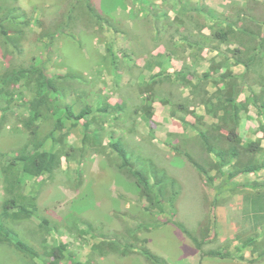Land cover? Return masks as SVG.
<instances>
[{
  "label": "rangeland",
  "instance_id": "1",
  "mask_svg": "<svg viewBox=\"0 0 264 264\" xmlns=\"http://www.w3.org/2000/svg\"><path fill=\"white\" fill-rule=\"evenodd\" d=\"M70 1L80 2L78 12H74L80 17L75 16L64 28ZM91 1L111 27L101 28L96 23L86 10L87 0H18L32 19L31 30L25 29L20 52L5 49L0 41V75L36 59L44 63L50 77L70 78L60 99L63 107L70 106L76 115L84 109L91 112L76 124L65 121L62 133H69L67 145L83 148V152L62 157L53 174L26 179L24 192L36 198L38 210L31 220L13 228L39 248L42 242L65 244L82 263L150 264L140 253L146 246L166 264H264V258L253 262L259 252L264 254V225L255 231L257 222L247 215L252 209L243 201L246 193L260 189L256 184L264 186V173L230 179L231 168L219 171L215 167L216 158L207 154L198 136L203 125L214 120L205 113L203 96L193 99L190 90L174 76L176 71L186 72L193 83L202 80L212 93L213 79L218 77L210 72L212 66L222 73L227 68L240 75L243 66L225 60L226 56L233 58L231 51L238 44L233 39L220 44L211 35L244 16L264 20V0ZM139 41L146 44L141 48L132 45ZM171 56L176 57L175 62ZM157 57L161 67H171L173 72L154 76L150 68ZM257 70L264 77V70ZM206 73H211L212 79H204ZM249 80H258L256 74ZM13 92L11 103L0 100V209L5 198L1 167L29 138L23 123L33 95L22 84ZM248 96L247 89L242 98ZM179 105L190 112L179 113ZM104 108L106 111H101ZM251 112L257 116L260 130L264 112L254 106ZM51 128L45 127L46 131ZM62 133L57 132L56 137ZM86 133L89 136L84 144ZM96 134L99 140L94 139ZM120 139L133 154V161L140 158L146 170L165 177L162 213L149 210V202L134 180L117 169L120 161L109 143ZM44 149L63 154L58 141H48ZM187 155L207 174L198 171ZM260 157L264 161V153ZM44 220L49 230L41 227ZM175 222L199 239L208 234L211 239L205 244L206 251H230L232 258L206 257L201 261L193 240ZM254 237L260 240L256 254L242 247V241ZM112 238L133 243L135 252L122 257L107 249L92 250ZM44 259H26L0 244V264H41ZM63 264L72 263L66 259Z\"/></svg>",
  "mask_w": 264,
  "mask_h": 264
},
{
  "label": "trees",
  "instance_id": "2",
  "mask_svg": "<svg viewBox=\"0 0 264 264\" xmlns=\"http://www.w3.org/2000/svg\"><path fill=\"white\" fill-rule=\"evenodd\" d=\"M86 10L96 19V23L102 26H112V23L93 7L92 1L87 0ZM69 15L64 28L69 26L70 22L78 16L80 8L79 1H70L67 5ZM74 15V12L76 11ZM18 5V0H0V41L3 47L13 48L20 52V44L25 40V29L31 30L32 19ZM212 39L220 44L231 42L238 44V48L231 51V57H225L226 61L234 60L237 65L243 66V72L238 75L231 69H220L212 66L210 72L218 74L213 79L215 91L210 93L206 85L201 80L193 83L188 73L180 71L175 72L174 76L182 81L183 87L190 90L193 99L203 96L201 104L205 108L206 115H209L214 123L211 125L204 124V131L198 133L203 147L207 154L216 158V166L219 171L225 167L231 168L229 178L234 179L239 175H251L264 169V161L261 160L262 152L261 141H244L239 136L238 128L243 116L248 115L249 107H259L264 112V77L257 69L264 70V20L252 16H244L231 22L226 28L217 29L212 33ZM24 39V40H23ZM6 53H8L6 51ZM220 68V67H219ZM152 69V67L150 68ZM167 72L161 70L154 76ZM211 73H206L204 79H212ZM255 73L258 80L250 82V75ZM170 77V75L166 74ZM69 77H50L46 71L44 63L32 59L28 66H20L6 70L0 75V100H6L11 103V98L15 95L13 89L16 86L27 87L33 97L28 102V117L23 125L28 130L29 138L27 143L8 159L6 164L1 167L3 177V187L5 198L2 201L0 209V244L11 247L17 254L26 259L36 261L45 257L41 264H63L64 260H69L72 264H93L90 260L86 263L79 262L78 259L68 252L65 244L56 246L47 245L42 242L39 245L25 240L18 231L13 228L16 223L31 220L35 217L38 210V204L34 196L24 192L26 179L39 178L45 174H53L61 166L62 157H72L73 154L82 149H75L67 145L69 133H62L66 128L65 121L74 120L75 124L84 119L91 112L88 109L82 110L76 115L70 106L63 107L60 104L62 95L67 88L64 86ZM259 89L258 90L256 89ZM250 96L242 98L247 91ZM243 99V100H241ZM117 109H124L123 106H117ZM151 109L146 112L148 117L151 116ZM101 111H106V108ZM179 113L188 114L190 111L182 105L177 107ZM185 122H183L184 124ZM52 126L49 131L45 127ZM88 129V126H86ZM260 130L264 135V124L260 125ZM61 132V137H56V133ZM89 134L84 137V144L87 143ZM96 140L99 136L95 135ZM48 141H58L62 144L63 154L60 152L46 151L44 147ZM214 141V142H213ZM109 148L116 154L120 161L117 169L128 175L134 180V183L142 195L149 202V210L154 208L160 213L163 212L162 202L165 196V187L163 185L164 176L146 170L140 158H135L124 146L122 139L111 141ZM189 161L195 168L203 174L207 172L202 165L195 161L190 155H187ZM145 168H143V167ZM260 189L246 193L243 201L247 202L252 209L249 212L257 222L255 231L264 225V186L256 184ZM248 195V196H247ZM252 195V196H251ZM250 196V197H249ZM253 200V202L251 201ZM252 202V205L249 202ZM48 221L41 223L42 228H48ZM175 225L188 234L194 242L197 250L200 252V260L206 257H217L221 259L232 258L231 252L221 250L206 251L205 244L211 239L208 234L203 233V239L188 231L183 224L175 222ZM260 240L254 237L245 242L242 241V247H249L252 254L257 253V244ZM147 243L146 240H143ZM264 245V242L262 243ZM107 249L109 252L125 257L135 252L133 243H124L118 238L108 239L94 245L92 250ZM140 253L150 264H166L165 261L152 254L146 246L140 249ZM264 258V254L257 256L253 262Z\"/></svg>",
  "mask_w": 264,
  "mask_h": 264
},
{
  "label": "crops",
  "instance_id": "3",
  "mask_svg": "<svg viewBox=\"0 0 264 264\" xmlns=\"http://www.w3.org/2000/svg\"><path fill=\"white\" fill-rule=\"evenodd\" d=\"M133 44L135 46L139 45V48H141L146 43L143 42V41H141V42L139 41L138 44L132 42V45ZM145 57H147V56H145ZM158 57L161 58L162 56H158ZM158 57H157V59H158ZM171 58L173 60L176 57L175 56H171ZM157 59H155V60H157ZM159 60L160 59H158L157 61H155L157 63L154 64V65H152V73L153 74H157V73L161 72V70H165V71H167L169 73L173 72V69L171 67H169V69H167V70L164 69L163 67H161ZM173 61L175 62V60H173ZM149 64H153V63L150 61ZM241 100H243V99H241ZM251 111H252V106L249 107V113H248V115L243 116V118H242V120L240 122L239 128H238V133H239V136L242 137V139L244 141H256V140L261 141V148L263 149L262 153H264V135L261 132V130H258L257 129V128H259V127H256V123H257L256 118H257V116H255ZM213 122L214 121H212V123ZM212 123H210V124H212ZM263 124H264V121H263ZM260 172H263L264 173V169H262Z\"/></svg>",
  "mask_w": 264,
  "mask_h": 264
}]
</instances>
